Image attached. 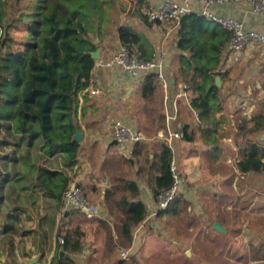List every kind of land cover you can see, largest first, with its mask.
Instances as JSON below:
<instances>
[{
  "label": "crops",
  "instance_id": "0c3cea01",
  "mask_svg": "<svg viewBox=\"0 0 264 264\" xmlns=\"http://www.w3.org/2000/svg\"><path fill=\"white\" fill-rule=\"evenodd\" d=\"M109 1L115 19L114 30L122 24L133 27L142 37L141 49L146 56L163 48L167 53V87L161 83L158 85L162 116H165L163 127L155 125L153 116L150 117L151 99L142 95L144 79L133 80L115 66L96 71L100 93L93 95L90 92L93 77L89 99L87 102L81 99L77 129L83 138L79 141L81 146L75 166L68 165L63 153L42 148L39 135L16 134L8 140L0 137V264H29L32 259L36 260L35 264L142 263L148 257L146 247L149 238L161 232L176 236V218L192 210L193 206L199 207L196 208L197 217L211 221L213 218V223L220 221L214 208H203L196 203L216 182L217 165L225 159L224 148L239 147L242 157L249 141H257L264 146V139H261L264 130L244 135L238 130L242 123L237 125L234 120L238 110H241L242 122L255 114L264 115V44L250 43L240 56L228 55L229 45L225 48L222 63L231 62L230 67L241 66L239 80L234 78V83L244 85L246 89L242 95L237 94L229 84L233 81L228 75L229 66L226 69L221 64L224 74L223 79L219 76L220 89L223 87L220 92L221 110L214 112L213 122L205 124L195 118V109L191 105L199 95L197 89L190 85L191 103L177 98L180 85L185 82L178 76L182 54L177 47L179 29L165 38L166 28L163 25L142 17L151 6L158 7L165 2L178 0ZM192 4L195 12L199 13L202 1L193 0ZM215 11L235 18L247 29L264 32V18L254 14L247 3L215 6ZM109 40V43L102 42L100 58H111L119 50L121 43L117 34L112 33ZM224 91L228 92L226 96ZM131 100L139 101L142 105L137 104L135 112H141L142 123L145 121L147 128L143 131L134 124L129 125L141 131L144 139L120 150L113 140V124H110L109 118L120 114L121 103L131 106ZM238 100L240 105L235 108L234 102ZM182 124L190 126L188 130L192 139H169L167 127L177 131L182 130ZM209 130L216 138V145L204 140L203 136ZM217 145L221 151L214 153L213 160L210 148ZM168 155L172 156L171 165L175 163L181 175L180 194L168 209L159 210L153 189L156 176L164 168ZM44 168L63 171L71 183H80L86 196L91 198L89 200L97 205L98 213L88 218L84 213L66 208L64 200H58L55 196L61 190L57 183L59 178L44 175ZM239 172L242 178L251 174L257 177L256 199L258 209L264 214V170ZM220 176L226 178L225 174ZM131 182L137 183L138 194L135 198L146 204L148 215L134 227L129 244L121 233L123 206L120 199H131L135 194L131 190ZM60 237L64 238V243L60 242ZM68 240L78 241L79 249L66 246ZM61 247L64 248L62 255ZM122 251H128L129 257L125 260L121 259ZM246 259L249 263L264 261L258 255L254 259Z\"/></svg>",
  "mask_w": 264,
  "mask_h": 264
},
{
  "label": "trees",
  "instance_id": "16d2710c",
  "mask_svg": "<svg viewBox=\"0 0 264 264\" xmlns=\"http://www.w3.org/2000/svg\"><path fill=\"white\" fill-rule=\"evenodd\" d=\"M142 17L150 21L147 14ZM114 21L109 0H0V137L8 140L16 134L39 135L42 148L63 153L68 165H76L81 146L75 140L77 113L81 99H89L97 62L92 53L112 33L117 34L121 44L140 50L145 59L154 53L146 56L141 49V35L127 24L114 30ZM178 36L177 47L182 53L178 76L199 91L191 105L202 122L209 124L214 121V112L221 110L216 76L224 78L222 56L232 31L190 12L181 19ZM160 83L159 78L149 74L143 81V97L154 95ZM180 126L184 139L190 141V126ZM238 130L244 135L259 133L264 130V115H253ZM203 137L207 143L217 144L211 130ZM219 151L218 145L210 148L213 160ZM171 159L170 155L166 157L164 168L156 176L155 199L174 182ZM237 167L242 173L264 170V146L249 141ZM43 171L44 175L59 178L61 190L55 196L64 200V191L71 184L68 175L48 168ZM130 187L135 192L131 199H120L121 233L129 244L134 227L148 215L146 204L135 198L137 183L131 182ZM66 246L77 250L80 243L68 240ZM249 251L264 260V238L260 243L250 242Z\"/></svg>",
  "mask_w": 264,
  "mask_h": 264
},
{
  "label": "rangeland",
  "instance_id": "374dc122",
  "mask_svg": "<svg viewBox=\"0 0 264 264\" xmlns=\"http://www.w3.org/2000/svg\"><path fill=\"white\" fill-rule=\"evenodd\" d=\"M111 37L105 40L106 43L110 42ZM230 64L231 62L222 63L226 69ZM240 67V65L229 66L228 75L233 80L229 83L230 86L237 94L242 95L246 87L234 83V78L239 80ZM227 93L224 91L225 96ZM160 98L158 91L148 98L151 99L149 114L150 117L153 116L154 124L157 126L162 124L163 108ZM131 101V106L121 103L120 114H112L113 116L109 118L110 124H114L120 118L126 124H134L144 131L147 123L145 121L142 123L141 112L137 114L135 112V106L142 105L139 101ZM238 105H240L239 100L234 102L235 108H238ZM240 111H236L238 114L234 119L237 125L244 120L241 119ZM224 153L225 159L217 165L216 182L213 183V187L205 191L196 205L214 208L217 219L223 223L226 232L222 233L213 228V218L211 221L197 217L196 208L199 207L193 206L192 210H187L183 216L176 218V236L161 232L158 236L153 234L149 238L146 247L148 257L142 263L136 264H264V261L249 263L246 259H254L257 256L249 251L250 242L260 243V237L264 236V214L258 209L256 199L257 177L252 174L249 177H240L237 167V162L241 158L239 147L236 149L226 147ZM223 174L226 175L224 179L220 176Z\"/></svg>",
  "mask_w": 264,
  "mask_h": 264
},
{
  "label": "built area",
  "instance_id": "2783aa9c",
  "mask_svg": "<svg viewBox=\"0 0 264 264\" xmlns=\"http://www.w3.org/2000/svg\"><path fill=\"white\" fill-rule=\"evenodd\" d=\"M203 5L200 9V14L208 19L215 20L222 26L232 31V39L229 43L228 55L240 56L250 43L255 45L264 44V32L254 29H247L243 24L235 18L218 14L215 11V6L225 5L229 3H247L250 5L254 14L264 18V0H201ZM193 0H178L168 1L156 7L151 6L147 9L146 14L150 21L159 23L166 28L165 38L176 29H179L181 19L184 15L195 12L192 4ZM167 62V53L165 49H160L152 54L148 59L143 58L140 50L134 51L130 45L121 44L119 50L111 58H100L96 62L94 71L93 85L90 89L91 94L100 93V81L96 77V71L102 68L119 67L121 71L127 74L133 80L145 79L149 74H154L159 78L161 84L166 88L167 79L165 74ZM180 92L177 98H182L187 102L192 101L191 86L184 82L180 85ZM194 116L200 120V114L194 110ZM169 130V139L183 138L182 130ZM113 140L120 150H124L129 144L137 143L144 139L143 133L139 130L130 127L128 124L118 119L113 124L112 130ZM171 171L174 182L171 187L163 189L158 198L156 205L159 210L168 209L180 194L181 175L177 165L172 163ZM64 205L66 208H73L81 213H84L88 218H93L98 213V207L92 203L78 182L71 183L64 191ZM60 242L64 243V238L60 237ZM129 257L128 251L121 252V259L125 260Z\"/></svg>",
  "mask_w": 264,
  "mask_h": 264
},
{
  "label": "water",
  "instance_id": "95a60500",
  "mask_svg": "<svg viewBox=\"0 0 264 264\" xmlns=\"http://www.w3.org/2000/svg\"><path fill=\"white\" fill-rule=\"evenodd\" d=\"M99 42H100V39L97 37L95 39V43L98 44ZM102 49H103V45L101 44L100 47L96 51H94L92 53L93 57L97 61L100 59ZM220 80H221L220 77L217 76L216 77V82H217L219 87H220ZM82 138H83L82 137V133L80 132L79 129H76L75 140L79 142V141L82 140ZM261 139H264V134H261ZM213 228L218 230V231H220V232H222V233L226 232V228L222 225V223L220 221H215L213 223ZM60 253H61V255L64 253V248L63 247L60 248ZM35 262H36V260L32 259V261L29 264H35Z\"/></svg>",
  "mask_w": 264,
  "mask_h": 264
}]
</instances>
